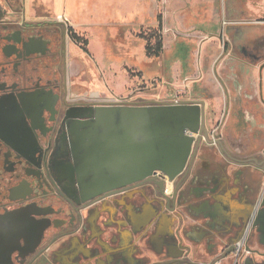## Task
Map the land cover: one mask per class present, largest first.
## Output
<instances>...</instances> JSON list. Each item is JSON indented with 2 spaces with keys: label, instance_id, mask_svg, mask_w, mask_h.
I'll list each match as a JSON object with an SVG mask.
<instances>
[{
  "label": "flooded vegetation",
  "instance_id": "flooded-vegetation-1",
  "mask_svg": "<svg viewBox=\"0 0 264 264\" xmlns=\"http://www.w3.org/2000/svg\"><path fill=\"white\" fill-rule=\"evenodd\" d=\"M9 4L0 0V264H264V144L248 136L253 117L240 155L217 123L206 126L208 142L174 182L152 175L99 195L76 174L61 182L54 155L75 167L70 121L82 120L69 112L98 95L72 84L68 22L27 21ZM164 215L180 253L152 259L145 250Z\"/></svg>",
  "mask_w": 264,
  "mask_h": 264
},
{
  "label": "crops",
  "instance_id": "crops-1",
  "mask_svg": "<svg viewBox=\"0 0 264 264\" xmlns=\"http://www.w3.org/2000/svg\"><path fill=\"white\" fill-rule=\"evenodd\" d=\"M93 0H56L57 8L61 9L64 19L73 32L87 40L86 50L80 44L70 42V55H92L93 63L97 70L104 76V85H108V78L105 76L107 69L112 70V65L105 62L98 63L93 49V44H98V4H91ZM169 0H153L159 7L156 15L161 14L163 49L159 57L164 54L166 47L165 35L168 27L165 23V16L161 5ZM179 6L181 14L184 13L180 24L188 16L182 11L188 5L197 12L195 18L199 23L187 26L183 30H174L172 42L192 40L200 49L206 44L204 51L196 56V60L190 65L182 62L164 67V64L156 71L157 76L151 79L144 77L142 71L137 67L126 64L128 68H135V75L126 72L122 63L119 69L123 70L129 77L130 87L134 81L158 82L157 88H150L152 92H145L152 83L142 91H137L136 97H129L128 102L147 103L148 101H180V100H203L205 109H209L211 120L209 127L216 123L220 132L227 139L228 144L233 148L234 153L240 155V139L242 126L247 128L246 117L251 116L258 123L257 129L247 128L248 136L260 144H264V0H171ZM60 17V16H59ZM186 23V22H185ZM145 23L135 24L140 26ZM150 26L157 24V20ZM112 38L118 31L124 33L122 28L125 24L112 23ZM130 25V24H129ZM103 26V25H102ZM109 26V25H108ZM78 30L83 33L79 34ZM125 35V33H124ZM125 37V36H124ZM122 40V39H121ZM123 41V40H122ZM145 44V43H144ZM143 45V53L144 52ZM142 49V48H141ZM147 58H152L148 57ZM154 58V57H153ZM72 63V62H71ZM70 63V68H71ZM70 74H78L73 72ZM72 76V75H71ZM85 76V75H84ZM141 78V79H140ZM184 78V80L182 79ZM188 90L184 92L191 94L190 97L178 98L176 89L185 80ZM183 80V81H182ZM107 82V83H106ZM99 85V84H98ZM102 85V84H101ZM175 89H172L171 87ZM115 95L124 94L115 92L108 85ZM101 88V86H100ZM98 95V91H96ZM133 96V95H132ZM206 113V110H205ZM246 130V129H245ZM150 218V212L140 217V223ZM174 219L164 215L150 237V242L145 254L154 258L156 255L166 257H177L180 253L176 240L175 230L172 229ZM193 239H201V231L196 229ZM138 259L135 258L136 264Z\"/></svg>",
  "mask_w": 264,
  "mask_h": 264
},
{
  "label": "water",
  "instance_id": "water-1",
  "mask_svg": "<svg viewBox=\"0 0 264 264\" xmlns=\"http://www.w3.org/2000/svg\"><path fill=\"white\" fill-rule=\"evenodd\" d=\"M203 100L112 102L69 112L74 165L60 154L54 166L61 182L76 178L89 194L145 180L174 182L202 140L208 142ZM64 148V145L61 146ZM93 191V192H92ZM175 195V193H174Z\"/></svg>",
  "mask_w": 264,
  "mask_h": 264
},
{
  "label": "rangeland",
  "instance_id": "rangeland-1",
  "mask_svg": "<svg viewBox=\"0 0 264 264\" xmlns=\"http://www.w3.org/2000/svg\"><path fill=\"white\" fill-rule=\"evenodd\" d=\"M14 2L15 0H12L13 4H9V7L10 5H14ZM17 3L19 4V9H21L23 18L27 21H56L59 16H64L62 10L57 8L56 0H17ZM91 4H98V23L101 24V26H98V44H93L92 49L98 54L95 55L98 63L102 64L104 57L106 63L111 62L113 64L112 70L107 69L105 72V76L108 78V83H106L115 92L124 91V94L115 95L108 85H104L105 79L103 73L97 70V66L91 58L92 55H70V63L72 62L71 73L78 72L76 75L71 74L72 84L75 85L77 91H84L92 99H95V95H97L96 91H98V103L117 102L118 98L124 97L135 98L137 91H142L151 83L155 86H149V89L145 92H152L150 88H157V81H148L146 83L139 80L134 81L130 87H125L129 86V82L131 81L125 72L119 69L121 63L125 71L133 74L132 76L135 75L132 71H136V69L128 68L126 64L137 67L143 72L144 77L151 79L153 76H157L156 71L163 64L164 67H167L183 61L187 66L190 65L196 60V56L199 53L202 55L206 47L205 44L200 49V44L197 45L189 39L177 42L176 44L172 42V35L175 34V29L181 31L185 25L190 26L199 23L195 18L197 12L190 5L186 7L188 9L182 10L188 14L184 25L180 24L184 13H180L179 6H176L171 0L161 5L166 26L169 28L165 35L166 47L161 58H147L143 53V45L141 44L145 43L143 37L149 33V29L155 28L157 25L150 26L146 24V22L153 23L156 21L155 15L159 6L153 0H93ZM10 10L13 12V7ZM112 23L125 24L122 28L125 35L123 32L118 31L112 38L108 36L114 30L113 26L110 25ZM139 23L145 24L133 28L135 24ZM78 33L81 34L83 31L78 30ZM182 79L184 80V78ZM188 81L189 79L181 82L180 86L176 89L177 93L178 91L181 92L180 94L178 93V98L191 96L190 93L184 92V89L188 90L189 88V85L187 86ZM171 88L175 89L173 86ZM211 116L209 109H206V126L209 125Z\"/></svg>",
  "mask_w": 264,
  "mask_h": 264
},
{
  "label": "trees",
  "instance_id": "trees-1",
  "mask_svg": "<svg viewBox=\"0 0 264 264\" xmlns=\"http://www.w3.org/2000/svg\"><path fill=\"white\" fill-rule=\"evenodd\" d=\"M156 20H157L156 27L150 28L148 31L149 33L143 37L145 41L144 52L146 56L152 58L159 57L163 49L162 21H161L160 13L157 14ZM70 31H71L70 35L72 40L80 44V46L84 50H86L87 40L74 33L71 27H70Z\"/></svg>",
  "mask_w": 264,
  "mask_h": 264
},
{
  "label": "built area",
  "instance_id": "built-area-1",
  "mask_svg": "<svg viewBox=\"0 0 264 264\" xmlns=\"http://www.w3.org/2000/svg\"><path fill=\"white\" fill-rule=\"evenodd\" d=\"M62 16H60V18H61ZM63 19H64V17H62ZM128 100H130L129 99V97H124V98H118V100H116L117 102H128Z\"/></svg>",
  "mask_w": 264,
  "mask_h": 264
}]
</instances>
